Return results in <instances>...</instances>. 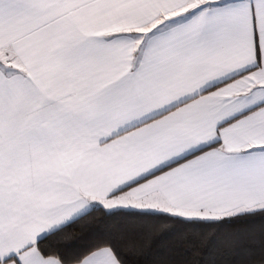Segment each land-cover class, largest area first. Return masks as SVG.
Here are the masks:
<instances>
[{"label": "snow or ice", "instance_id": "snow-or-ice-1", "mask_svg": "<svg viewBox=\"0 0 264 264\" xmlns=\"http://www.w3.org/2000/svg\"><path fill=\"white\" fill-rule=\"evenodd\" d=\"M0 264H264V0H0Z\"/></svg>", "mask_w": 264, "mask_h": 264}, {"label": "trees", "instance_id": "trees-1", "mask_svg": "<svg viewBox=\"0 0 264 264\" xmlns=\"http://www.w3.org/2000/svg\"><path fill=\"white\" fill-rule=\"evenodd\" d=\"M239 227H241V228H250V229H253V230H255V231H258L260 225H259V222H257V223L254 224V225H240ZM169 242H170V241H169Z\"/></svg>", "mask_w": 264, "mask_h": 264}]
</instances>
